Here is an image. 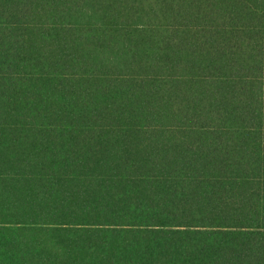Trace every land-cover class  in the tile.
Segmentation results:
<instances>
[{"label":"trees","instance_id":"obj_1","mask_svg":"<svg viewBox=\"0 0 264 264\" xmlns=\"http://www.w3.org/2000/svg\"><path fill=\"white\" fill-rule=\"evenodd\" d=\"M0 264H264V0H0Z\"/></svg>","mask_w":264,"mask_h":264}]
</instances>
